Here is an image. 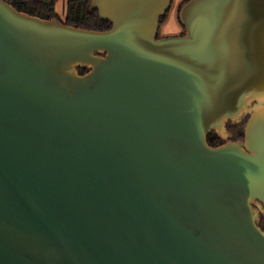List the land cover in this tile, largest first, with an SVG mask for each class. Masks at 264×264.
Returning a JSON list of instances; mask_svg holds the SVG:
<instances>
[{
	"label": "water",
	"instance_id": "1",
	"mask_svg": "<svg viewBox=\"0 0 264 264\" xmlns=\"http://www.w3.org/2000/svg\"><path fill=\"white\" fill-rule=\"evenodd\" d=\"M173 1L0 0V264H264V0Z\"/></svg>",
	"mask_w": 264,
	"mask_h": 264
},
{
	"label": "trees",
	"instance_id": "2",
	"mask_svg": "<svg viewBox=\"0 0 264 264\" xmlns=\"http://www.w3.org/2000/svg\"><path fill=\"white\" fill-rule=\"evenodd\" d=\"M12 4L18 11L27 13L32 16L40 17L46 20L59 19L64 24L74 26L76 28H84L96 31H108L112 28V24L101 18L99 11L91 7L93 0H67L66 18L63 20L57 10L59 0H6ZM189 0H186L179 7L178 18L181 7ZM173 4L168 13L161 18V25L163 26L170 14ZM180 21V19H179ZM181 23V22H180ZM183 26V25H182ZM184 28V26H183ZM185 30V28H184ZM184 34V33H182ZM181 34V35H182ZM161 30L158 38H161ZM88 68H80V74L88 72ZM246 119L239 124L229 122L228 129L234 134L233 140L244 139V126ZM208 142L211 146L217 147L224 143V141L212 132L208 135ZM260 226L264 228V217H261Z\"/></svg>",
	"mask_w": 264,
	"mask_h": 264
},
{
	"label": "crops",
	"instance_id": "3",
	"mask_svg": "<svg viewBox=\"0 0 264 264\" xmlns=\"http://www.w3.org/2000/svg\"><path fill=\"white\" fill-rule=\"evenodd\" d=\"M184 1L186 0H174L173 1V7L170 11L168 19L166 23L161 27V33H163L164 36H167L169 34H181L184 31L182 24L179 26L177 24V22L179 21V18H178L179 7L182 5ZM173 27L174 29H172ZM170 29L174 31H170Z\"/></svg>",
	"mask_w": 264,
	"mask_h": 264
},
{
	"label": "rangeland",
	"instance_id": "4",
	"mask_svg": "<svg viewBox=\"0 0 264 264\" xmlns=\"http://www.w3.org/2000/svg\"><path fill=\"white\" fill-rule=\"evenodd\" d=\"M57 10H58V12H59V15L61 16V18L64 20L65 18H66V12H67V0H59V2H58V4H57ZM177 24H178V26L179 25H181V23H180V21H178L177 22ZM177 26V25H176ZM176 26H174V27H176ZM162 27V26H161ZM174 27L172 28V29H174ZM170 31H174V30H171L170 29ZM185 31V30H184ZM183 33V32H182ZM177 35H180V34H169V35H167V36H177ZM161 36L162 37H166V36H164V34L163 33H161ZM161 37V38H162ZM245 120V119H244ZM243 120V121H244ZM247 120V119H246ZM242 121V122H243ZM241 122V123H242ZM246 122V121H245ZM245 124V123H244ZM243 124V125H244ZM229 130V129H228ZM239 140H242V139H239Z\"/></svg>",
	"mask_w": 264,
	"mask_h": 264
},
{
	"label": "flooded vegetation",
	"instance_id": "5",
	"mask_svg": "<svg viewBox=\"0 0 264 264\" xmlns=\"http://www.w3.org/2000/svg\"><path fill=\"white\" fill-rule=\"evenodd\" d=\"M183 33H184V31H183ZM182 34V33H181ZM180 34V35H181ZM233 137H234V134H233V136L230 138V140H233ZM233 141H237V140H233Z\"/></svg>",
	"mask_w": 264,
	"mask_h": 264
}]
</instances>
